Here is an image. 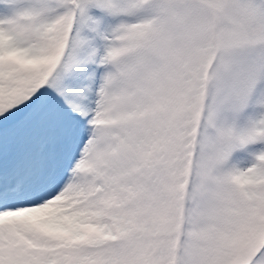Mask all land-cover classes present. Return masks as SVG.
Wrapping results in <instances>:
<instances>
[{"label":"snow or ice","instance_id":"snow-or-ice-1","mask_svg":"<svg viewBox=\"0 0 264 264\" xmlns=\"http://www.w3.org/2000/svg\"><path fill=\"white\" fill-rule=\"evenodd\" d=\"M0 264H264V0H0Z\"/></svg>","mask_w":264,"mask_h":264}]
</instances>
